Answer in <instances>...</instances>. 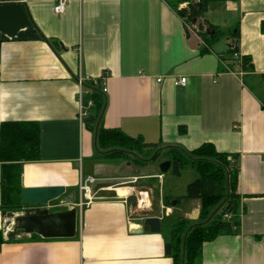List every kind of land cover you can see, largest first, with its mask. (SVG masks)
<instances>
[{
	"label": "crops",
	"instance_id": "crops-1",
	"mask_svg": "<svg viewBox=\"0 0 264 264\" xmlns=\"http://www.w3.org/2000/svg\"><path fill=\"white\" fill-rule=\"evenodd\" d=\"M65 1L58 14L59 0H0V128L39 125L40 159L22 163V187L64 186L51 211L66 210L56 205L77 196L76 235L8 239L13 212L0 210V264H174L163 225L199 218L200 201L186 192L166 195L160 171L98 154L95 131L79 117L80 90L97 80L107 98L98 126L159 146L161 162L169 160L166 146L192 151L211 143L237 156L240 230L205 242L197 264H264V0L211 1L193 20L179 13L189 11L187 1L177 8L168 0ZM209 24L224 35L202 52ZM232 30L248 70L227 54ZM182 77L186 83L175 85ZM88 176L96 178L92 200L80 207L79 184ZM142 191L149 205L139 204ZM148 217L160 218L161 230L137 233Z\"/></svg>",
	"mask_w": 264,
	"mask_h": 264
},
{
	"label": "trees",
	"instance_id": "trees-1",
	"mask_svg": "<svg viewBox=\"0 0 264 264\" xmlns=\"http://www.w3.org/2000/svg\"><path fill=\"white\" fill-rule=\"evenodd\" d=\"M177 8L181 2L189 3V11L179 10L180 15L193 20L204 16L208 4L215 0H168ZM209 31L202 33L204 42L202 52H207L224 35L223 30L212 24ZM264 34V21L261 23ZM234 41L229 44L227 54L234 64L243 70L250 68L247 57L234 58L239 53V32L232 30L228 34ZM58 44V43H57ZM56 47V44H54ZM236 65V68L239 67ZM264 79V76H263ZM88 92L84 95L85 104L92 101L86 126L96 133V149L106 159L130 160L138 164L156 160L160 156L159 146L145 143L141 138H133L120 130H108L98 126L106 109L107 98L101 88V80L85 83ZM164 147V146H163ZM164 149V148H163ZM151 155L145 157L144 153ZM168 159L172 161L173 171L180 175L184 167H192L198 177L187 185L186 199L200 201V215L196 221L178 217L170 225V238L174 264H197L201 261L203 244L214 240L218 235L236 234L241 227V201L239 194V168L237 156L220 153L213 144L205 143L200 147L186 151L178 146H166ZM40 159V128L36 122H4L0 128L1 193L0 210L5 213L20 211L21 167L25 161ZM168 199V200H167ZM169 202V198H167ZM227 215L228 217H226ZM37 236V235H36ZM32 234L31 237H36ZM6 242L0 229V250Z\"/></svg>",
	"mask_w": 264,
	"mask_h": 264
},
{
	"label": "water",
	"instance_id": "water-1",
	"mask_svg": "<svg viewBox=\"0 0 264 264\" xmlns=\"http://www.w3.org/2000/svg\"><path fill=\"white\" fill-rule=\"evenodd\" d=\"M171 166V161L161 162L159 169L166 173ZM65 193L64 186L23 187L21 190V202L30 208L21 209L12 213V219L8 222V239H14L21 235L38 234L43 238H73L77 228V208L74 205L77 196L71 200L68 195L59 206L68 207L66 210L51 211L48 203L59 199ZM58 206V207H59ZM13 225V228H12ZM161 219L148 217L142 220V224L135 231L159 232ZM167 254L171 253L172 246L166 244Z\"/></svg>",
	"mask_w": 264,
	"mask_h": 264
},
{
	"label": "rangeland",
	"instance_id": "rangeland-1",
	"mask_svg": "<svg viewBox=\"0 0 264 264\" xmlns=\"http://www.w3.org/2000/svg\"><path fill=\"white\" fill-rule=\"evenodd\" d=\"M227 23H228V27H230V24H232L233 21L230 22L228 20ZM204 30L209 31L208 27L205 28ZM222 39H224V37ZM220 44L225 46L224 41H222V43H220ZM220 44L218 45V47L216 46L217 49L218 48L220 49L222 47V45H220ZM144 155H145V157H149L151 154L145 152ZM153 155H151V157ZM163 157H166V156H165L164 152L163 153L161 152L160 156L158 157L157 160L147 161L145 163V165L142 167L143 168L142 170L149 171V172L160 171V169H159V166L161 164L160 160L163 159ZM133 158H130L129 161L134 162ZM164 175H166V178H165L166 186H165V190H164L166 195H169L168 194L169 191H174L176 193H185L186 189H187V185L196 179V178H194V175L197 176L194 169L190 166L182 168L180 175H177L174 173L173 166H172V168L168 172L164 173ZM154 182H155V187L158 190L159 189V185H158L159 182L157 179H155V181H153L152 183H154ZM91 185L94 188L95 185L94 184H91ZM157 210H160V208L157 207ZM163 228H164V230L168 231L170 228V225L167 226V224H164Z\"/></svg>",
	"mask_w": 264,
	"mask_h": 264
},
{
	"label": "built area",
	"instance_id": "built-area-1",
	"mask_svg": "<svg viewBox=\"0 0 264 264\" xmlns=\"http://www.w3.org/2000/svg\"><path fill=\"white\" fill-rule=\"evenodd\" d=\"M66 7V1L65 0H59V2L54 6V11L56 13H62L65 10ZM241 55L239 53H235L234 54V58L236 60H240ZM83 77H80L78 79L79 81V85L82 86L83 85ZM187 81L186 77H182L180 79H177L174 81L175 85H184ZM103 91H106V88H103ZM87 91L86 90H80V101L82 102V106H81V111H80V119H84L89 115V108L90 106H92V101H89L88 104L83 103V95L86 94ZM160 178H162V175L160 176ZM96 181V178H94L93 176H88L86 178V180L83 183L79 184V191L82 194L83 198H85V202L84 201H80V203L78 204V206L80 207H86L89 206L92 200V188H91V184L94 183ZM139 204L141 205V202H145L146 200L148 201V205H149V195L148 192H140V197H139ZM59 205H56V207H58ZM147 206V204H145L143 207ZM226 217H228L227 215H225Z\"/></svg>",
	"mask_w": 264,
	"mask_h": 264
}]
</instances>
